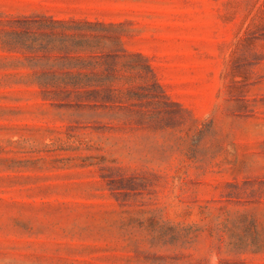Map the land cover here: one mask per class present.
<instances>
[{
	"label": "rangeland",
	"instance_id": "374dc122",
	"mask_svg": "<svg viewBox=\"0 0 264 264\" xmlns=\"http://www.w3.org/2000/svg\"><path fill=\"white\" fill-rule=\"evenodd\" d=\"M48 18L111 99L39 85ZM0 264H264V0H0Z\"/></svg>",
	"mask_w": 264,
	"mask_h": 264
},
{
	"label": "trees",
	"instance_id": "16d2710c",
	"mask_svg": "<svg viewBox=\"0 0 264 264\" xmlns=\"http://www.w3.org/2000/svg\"><path fill=\"white\" fill-rule=\"evenodd\" d=\"M45 22L38 25V29H44L42 35H44L45 39L39 40L35 38L29 40L22 37L10 42L13 47L32 53H42L46 60L52 59L50 54L59 53V56L55 57V60L59 62L58 66H51L50 72L39 76V85L47 89L56 88L70 95L88 94L94 97L104 96L107 99H111L110 68L106 69L107 74L96 70L101 65L100 56L95 55L100 41L98 35L91 33L96 28H103V25L91 22L76 23L78 28L74 29L76 31L75 34L67 35L63 33L64 35L60 36V40L56 41L54 39L56 35L53 30L58 25L62 26L66 23L52 18L46 19ZM34 23L37 24L38 22ZM133 56L143 58L139 54ZM56 67H58V71L52 70ZM146 67L153 74L150 65L146 64ZM154 84L161 88L156 81Z\"/></svg>",
	"mask_w": 264,
	"mask_h": 264
}]
</instances>
